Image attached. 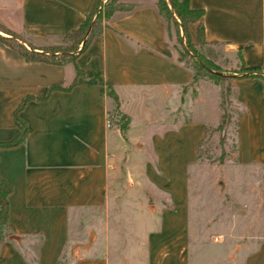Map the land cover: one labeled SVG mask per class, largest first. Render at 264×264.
I'll list each match as a JSON object with an SVG mask.
<instances>
[{"label":"crops","instance_id":"1","mask_svg":"<svg viewBox=\"0 0 264 264\" xmlns=\"http://www.w3.org/2000/svg\"><path fill=\"white\" fill-rule=\"evenodd\" d=\"M102 2L0 0V23L28 37L26 45L54 42ZM190 4L204 9L210 44L241 52L247 67L261 69V76L233 74L231 101L237 159L253 170L264 167V0ZM198 24L189 25L193 41ZM75 63L29 61L0 40V142L21 134L15 111L33 97L18 112L24 140L0 148V175L13 186L0 264H61L66 251L65 264H120L109 254L108 227L102 237L71 243L82 219L119 218L114 205L134 193L135 210L147 222L135 228L139 253L125 264H207L191 257L190 175L210 122L202 92L192 86L193 70L179 60L155 0L116 12ZM99 79L114 86L130 117L126 134L109 126L114 100ZM74 80L69 90L50 91ZM238 253L231 264H264V231Z\"/></svg>","mask_w":264,"mask_h":264},{"label":"rangeland","instance_id":"2","mask_svg":"<svg viewBox=\"0 0 264 264\" xmlns=\"http://www.w3.org/2000/svg\"><path fill=\"white\" fill-rule=\"evenodd\" d=\"M143 1L146 0L123 2V11ZM109 2L110 0H106L105 4ZM169 25L172 27L171 41L178 57L182 58L186 46L177 36L178 26L173 21H169ZM0 35L12 38L15 44L23 42L24 38L28 39L17 33L12 37L1 29ZM26 43L29 48L59 50L60 53L68 51L72 44L71 40L64 37L54 42L35 40ZM197 48L212 64L206 65L210 72L198 73L192 83L193 87L197 85L202 92V109L208 114L210 125L190 175L191 257L192 260L197 258L207 264H231L235 256H242L243 253L238 251L245 252L263 236L264 167L250 169L241 164L235 154L237 126L231 101V76L235 72H243L239 53L229 54L219 44H197ZM192 56L203 64L199 56ZM183 59L196 71L192 59ZM211 73L219 77L212 76ZM214 80L220 84H215ZM222 89L224 97H221ZM198 90H194V93L198 94ZM131 190L134 193L135 189ZM138 199L135 193L123 196L121 203L114 205L115 210H119V218L82 219L81 229L79 232L77 230V236L71 245L77 247L90 238L102 237L108 227L110 257L120 264L137 257L139 252L133 249L134 231L135 228L145 227L147 222L146 217L135 210L137 204H133V201ZM73 250L74 248L72 254ZM68 258L66 251L61 264H65Z\"/></svg>","mask_w":264,"mask_h":264},{"label":"trees","instance_id":"3","mask_svg":"<svg viewBox=\"0 0 264 264\" xmlns=\"http://www.w3.org/2000/svg\"><path fill=\"white\" fill-rule=\"evenodd\" d=\"M191 0H157V8L159 10L160 15L164 18L166 24H167V31L169 33H172V27L169 25V21H173L176 26H178L176 32L178 38L180 37V42L186 46L185 50L182 53L183 57H188L189 59H192L194 61L195 69H193V66L191 67L190 64L182 58L178 57L180 61L185 62L188 64L192 70H193V81L196 80V75H199L200 73H203L202 71L208 72L206 65L210 64L211 61L208 60L203 52H200L197 48L198 45H205L209 42L205 38V29L204 25L201 22V18L204 15V9H196L192 8L190 4ZM124 3L119 2L117 0H110L108 4L101 3L99 5V8L92 13L87 14L85 20L80 24V26L68 34L64 36V38H67L71 40L70 49L66 52L60 53L59 50H51L47 51L45 49L37 50V47L29 48L25 42H19L13 43L12 38H8L5 36L0 35V40L4 42L6 45L12 47L13 49L17 50L21 55H23L27 60L29 61H42V62H48L53 64H60L64 65L67 63H75L76 57L79 53L86 50V48L89 46L92 39L100 34L103 30V27L105 25V22L110 20L114 14L118 11H123ZM135 6L126 9L125 11H130ZM192 22H199L198 28H197V44L192 40L189 25ZM0 29L4 30L5 32H8L11 34L12 37L16 35V32L9 29L8 27L4 26L0 23ZM173 37V35H172ZM192 55H197L201 58L203 61V64L199 60H195ZM239 56L242 62V73L244 75H250V76H261V69L257 67H247L244 63L242 53L239 52ZM212 64V63H211ZM76 72L77 75L84 74L83 71H81L76 66ZM210 72V71H209ZM199 73V74H198ZM90 75H94V73H90ZM212 76H217L215 73H211ZM231 76V80H232ZM192 81V83H193ZM215 84H220L218 81L214 80ZM99 82L105 86L104 92L113 98L114 100V107L109 112L110 115V122L111 124H114L117 126V128L123 133L126 134L129 127H130V117L122 111L121 109V101L119 98L118 93L114 89V86L110 83H106L103 81V79H99ZM76 83V80H74L70 85L64 87L61 84H56L51 86L50 91L57 90V89H63V90H69L71 87L74 86ZM224 97L223 89L221 90V97ZM33 97L29 96L27 99H25L17 108L15 111V116L19 120L21 124V134L17 136L14 140L9 142H0V148L3 147H11L15 146L19 143H21L24 140L25 134H26V127L24 122L20 120L18 117V112L22 109V107L25 105L27 100L32 99ZM205 140V139H204ZM203 140V141H204ZM203 141L199 145L198 153L200 150L201 145L203 144ZM13 191V186L11 183L6 181L1 175H0V240L3 238L4 233L7 231L8 227V218H9V195Z\"/></svg>","mask_w":264,"mask_h":264},{"label":"built area","instance_id":"4","mask_svg":"<svg viewBox=\"0 0 264 264\" xmlns=\"http://www.w3.org/2000/svg\"><path fill=\"white\" fill-rule=\"evenodd\" d=\"M105 2H106V0H103V2H102V3L104 4ZM110 125H111V123L109 124V126H110Z\"/></svg>","mask_w":264,"mask_h":264}]
</instances>
